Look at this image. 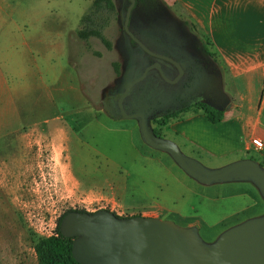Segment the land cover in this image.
I'll use <instances>...</instances> for the list:
<instances>
[{
    "label": "rangeland",
    "instance_id": "374dc122",
    "mask_svg": "<svg viewBox=\"0 0 264 264\" xmlns=\"http://www.w3.org/2000/svg\"><path fill=\"white\" fill-rule=\"evenodd\" d=\"M161 1L203 46L202 35L187 17L171 2ZM92 2L0 0V21L8 19L14 34L25 37L35 56L39 54L38 66L44 57L49 61L46 84L56 74L62 86L61 91L58 84L33 89L21 101V128L0 137V264H37L34 241L54 235L59 218L68 211L107 210L125 218L143 213L182 227L198 222L207 243L227 228L264 214V199L252 184L201 185L167 154L146 146L135 120H115L104 113V91L118 79L112 63L121 66L124 61L117 20L124 0H114L115 18L103 31L110 49L98 38L78 37L81 18ZM217 64L224 77V66ZM188 113L171 122L183 121ZM150 124L160 129L155 120ZM160 137L207 168L234 162L199 156L168 130ZM246 157L262 160L253 153ZM111 179L117 182L106 181ZM243 192L254 197L253 206L250 198L236 195ZM171 209L181 217L169 213Z\"/></svg>",
    "mask_w": 264,
    "mask_h": 264
},
{
    "label": "water",
    "instance_id": "95a60500",
    "mask_svg": "<svg viewBox=\"0 0 264 264\" xmlns=\"http://www.w3.org/2000/svg\"><path fill=\"white\" fill-rule=\"evenodd\" d=\"M131 6L134 0H130ZM179 22V21H178ZM127 30V19L122 26ZM153 65L133 72L122 67L119 91L114 100H104L102 110L115 120L133 119L140 138L149 148L167 154L177 167L201 185L250 183L264 199V167L245 158L218 168H207L183 154L175 143L154 133L150 124L157 101L152 94L127 102L134 86L147 82ZM207 99L205 105L217 110L230 109L220 72L213 84L198 83ZM124 102L127 105H124ZM62 236L71 238L72 256L79 264H264V214L249 218L221 232L213 242H205L196 226H178L172 220L134 216L120 218L110 211L93 213L69 211L60 221Z\"/></svg>",
    "mask_w": 264,
    "mask_h": 264
},
{
    "label": "crops",
    "instance_id": "0c3cea01",
    "mask_svg": "<svg viewBox=\"0 0 264 264\" xmlns=\"http://www.w3.org/2000/svg\"><path fill=\"white\" fill-rule=\"evenodd\" d=\"M167 1L210 41L212 51L225 68L223 87L231 104L217 124H211L202 112L188 113L183 121L171 123L168 131L199 156L235 161L251 153L258 154L250 139L259 138L264 144V0ZM0 23V137H3L21 128L19 121L24 108L21 101L33 89H50L58 84L61 91L62 86L56 74L46 84L45 67L49 61L44 57L38 66L39 54L35 56L36 51L32 52L25 37L19 32L14 34L8 19L2 18ZM236 195L248 197L245 192ZM248 198L253 206L254 197ZM171 212L181 217L180 211L171 209ZM186 226L199 229L198 222L189 221Z\"/></svg>",
    "mask_w": 264,
    "mask_h": 264
},
{
    "label": "flooded vegetation",
    "instance_id": "af4514ba",
    "mask_svg": "<svg viewBox=\"0 0 264 264\" xmlns=\"http://www.w3.org/2000/svg\"><path fill=\"white\" fill-rule=\"evenodd\" d=\"M130 6V0H124L123 7L117 11L119 47L124 55L121 70L125 67L137 72L147 65L154 67L147 82L134 86L127 102L153 94L157 101L155 114L161 116L151 121L204 104L201 100L207 99L205 91L195 85L213 84V75L220 72L217 61L205 53L187 24L175 17L163 1L134 0ZM126 19L127 30H123ZM119 77L112 89H105L101 107L104 100H114L117 110L114 97L119 91Z\"/></svg>",
    "mask_w": 264,
    "mask_h": 264
},
{
    "label": "trees",
    "instance_id": "16d2710c",
    "mask_svg": "<svg viewBox=\"0 0 264 264\" xmlns=\"http://www.w3.org/2000/svg\"><path fill=\"white\" fill-rule=\"evenodd\" d=\"M115 15H116V6L114 0H93L88 13H86L81 18V29L78 32V37L83 41H88L90 38L93 37L98 38L101 42H103L107 46L108 49H110L111 44L105 39L103 35V31L105 28L109 26L111 20L115 18ZM193 26L195 27V25ZM202 47L206 54L212 56L215 60L217 59L216 54L211 49L210 41L205 37H203ZM112 68L114 74L118 78L121 74L120 64L114 62L112 63ZM186 112L187 113L202 112L211 124H217L221 122L223 119V112L217 111L204 104L193 106L192 108L188 109ZM179 114H175L171 117H166L164 119L155 120L160 129L158 130L153 128L154 133L159 137L162 136L164 131L168 130L169 125L172 123L171 121L178 118ZM250 159H254V158L251 157ZM259 163L264 167L263 159ZM79 212L86 213L85 211H79ZM63 215L59 218L57 222V227L54 235L48 237H39L34 241L33 250L36 256L37 264H79L78 262L75 261V259L72 256L71 249H72L73 240L71 238H66L62 236V234L59 231V225ZM134 216H140V215H134ZM120 218H125V217H120Z\"/></svg>",
    "mask_w": 264,
    "mask_h": 264
},
{
    "label": "built area",
    "instance_id": "2783aa9c",
    "mask_svg": "<svg viewBox=\"0 0 264 264\" xmlns=\"http://www.w3.org/2000/svg\"><path fill=\"white\" fill-rule=\"evenodd\" d=\"M250 144L254 148V150L261 156V158L264 160V144L263 142L256 137H252L250 139Z\"/></svg>",
    "mask_w": 264,
    "mask_h": 264
}]
</instances>
